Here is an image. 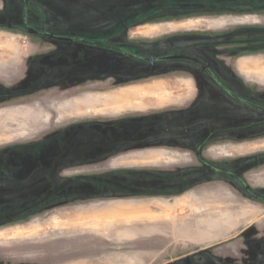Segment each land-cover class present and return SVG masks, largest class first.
<instances>
[{
	"label": "rangeland",
	"instance_id": "obj_1",
	"mask_svg": "<svg viewBox=\"0 0 264 264\" xmlns=\"http://www.w3.org/2000/svg\"><path fill=\"white\" fill-rule=\"evenodd\" d=\"M18 2L19 25L14 27L20 33V40L24 44L38 40L51 48L46 50L47 56L52 57L50 99H44L49 94L47 89L27 98L9 96L0 89V105L19 107L0 110V146L37 135L33 141L19 143L52 141L62 147L52 154L69 165L63 166L62 176L57 174L59 165L53 168L56 172L51 183L42 180L37 183L41 194L52 188L51 198L34 200L26 196L25 182L19 187L21 195L8 202L44 204L51 208L34 212L22 207L0 211V228H5L0 229V264H166L205 247L169 245V229H157V219L147 221L143 214L150 205L146 202L149 197L140 192L145 181L136 172L143 170L139 165L171 159L160 151L115 156L135 146L121 144L124 136L115 140L113 131L128 125L130 117L161 113H147L144 110L148 108L181 105L187 96L172 98L165 92L167 85L179 87L184 84L183 79L203 73L186 61H165L151 66L114 48L122 46L149 58L190 55L208 64L220 77L234 76L230 63L235 62L239 76L254 80L248 82H259L263 88L264 0H27L29 27L66 33L70 38L86 40L84 44L30 35L23 24L24 2ZM103 30L117 33L110 38L93 36ZM104 38L111 39L117 47H106ZM153 82L163 83L142 86ZM184 88L188 89V85ZM60 101L55 107L59 113L57 122L73 119L40 133L49 118L44 111ZM86 103L88 107H83ZM26 104L30 107H22ZM93 126L101 131L99 151L93 150L91 143ZM108 130L112 133L107 136ZM78 136L83 139L80 137L82 141L76 144ZM255 152L264 155V140L243 146L236 154ZM32 156L40 155L34 152ZM60 188L64 191L55 192ZM153 205L163 206L161 202ZM61 217L67 222H60ZM49 232L54 234V243L45 245L49 242L44 235ZM183 234L195 241L202 236L191 231L178 236L184 237ZM248 240L254 242L248 246L236 245V241L217 245L187 259L190 264H239L240 261L264 264V231H255ZM37 247L44 249L43 252L28 254ZM246 248L248 251L243 254L241 249ZM230 249L234 253L239 249L241 254L225 258ZM6 250L17 254L3 257Z\"/></svg>",
	"mask_w": 264,
	"mask_h": 264
},
{
	"label": "crops",
	"instance_id": "obj_2",
	"mask_svg": "<svg viewBox=\"0 0 264 264\" xmlns=\"http://www.w3.org/2000/svg\"><path fill=\"white\" fill-rule=\"evenodd\" d=\"M18 1L19 0H0V89L4 90L9 96L16 95L20 98H27V96L41 91L42 89H47L49 90V94L48 96L45 95L44 99H50L51 79L49 74L51 72L52 57L47 56L46 50H51V48L45 46V44H42V42L38 40H29L27 44H24L20 40V33L18 29L15 28L19 25ZM61 66L60 64V68ZM184 81V86L176 87L167 85L165 89V92L170 94L169 96H172V98L187 96L181 105H170L163 108H148L144 111L152 113L155 111L165 112L168 110L188 108V104L192 100L195 90L191 79L185 78ZM155 83L144 84L142 86L149 87ZM186 84L188 85V89L184 88ZM36 85H38V88H36ZM148 102L150 103V101ZM61 103L62 101L50 105L48 110L44 111L48 114L49 118L46 128L40 133L47 132L54 126L67 124L73 119V117H68L61 120L60 123L57 122L59 120V113L55 107ZM176 106L182 107L178 109ZM22 107H30V104L23 105ZM14 108L19 107H5L3 104L0 105V110ZM173 121H169L170 126L173 125ZM149 126L150 125H148L146 129H150ZM138 127L139 128H131V134L126 127L121 130H113L115 132V140L116 138L120 140L122 136H124V140H131L136 135L133 131L140 130L139 132H142V125ZM82 132L84 133V131ZM90 133L91 143L94 145L93 150L96 149L99 151L98 145L100 143L101 131L98 130V132H96L95 130L94 132L91 130ZM111 133L112 130L111 132L109 130L106 132V135L108 136ZM140 135L142 138V134ZM36 136L21 141H33ZM80 137L83 139V136L76 137V144L78 141H82V139H79ZM21 141L9 142L0 146V148L3 146L20 144L19 142ZM243 146L238 147L236 151ZM151 151L165 153V156L170 157L171 160H163L157 164L145 163L139 165L141 168L148 169L147 172L156 170L160 173L157 180H154L150 173V175H146V177H140L143 182L145 181V185L142 183L140 189L142 192H145V196L149 197L146 202H150V205L147 206L143 215H146L147 221L151 218L157 219V229H169V237L171 238V243L169 245L175 243L184 246L203 244L205 247L187 255L188 258H191L205 251H210L214 246L229 244L235 241L236 245L245 244L248 246L254 242H250L248 239L254 236L255 231L260 229L264 231V204L251 198L244 190L240 191V187L233 181L221 177L199 178L190 175L195 168V161L187 151L178 149L169 150L166 148ZM134 153L136 152L130 154ZM258 153L259 152L241 154V164L244 167V185L251 189L262 190L264 192V155H259ZM237 155L239 156V154ZM249 176H252V179H248ZM2 189L4 188L2 187ZM151 198H154V201H151ZM154 202H161L163 206L153 205ZM59 221L62 223L67 222L66 218L63 219L62 217L59 218ZM11 228L13 229V227L8 229ZM0 229L3 230L5 228L1 227ZM187 231H191L193 234L200 233L202 236L198 241H195L193 238H186L184 234V237L178 236L180 233H187ZM50 233L52 232L44 235L48 237V240H46L47 243L49 242L45 245H52V243H54L52 238L54 234ZM161 233H163V231ZM229 235L231 237L227 238ZM262 243L264 244V242ZM31 250V253L28 254L42 253L44 249L42 250V248L37 247ZM245 251H248V249H241L243 254ZM238 252L239 249H236V253L231 249L227 250V256L225 258L232 257L231 254H234V256L236 254L238 255L240 253ZM2 254L3 257H6L7 255L17 253L2 252ZM187 257L180 256L171 259L170 262L177 261V263H179L183 260L188 262L189 259H187ZM239 264H244V262L240 261Z\"/></svg>",
	"mask_w": 264,
	"mask_h": 264
},
{
	"label": "flooded vegetation",
	"instance_id": "obj_3",
	"mask_svg": "<svg viewBox=\"0 0 264 264\" xmlns=\"http://www.w3.org/2000/svg\"><path fill=\"white\" fill-rule=\"evenodd\" d=\"M22 2H24L23 24L28 31L29 28H33L29 27L27 0H22ZM35 31L40 35L32 36L45 37V34H53L57 37L70 38V35L56 34L46 29ZM123 32L125 31L121 30V33ZM115 33H117L116 30H103L96 32L93 36L110 38L115 36ZM107 38H104L106 47H117L110 42L111 39ZM70 39L74 40L68 42L70 44H84L86 42L83 39ZM114 49L126 57L134 58L151 66L160 65L165 61H185L166 59L172 56H188L197 59L184 54L149 58L134 54L122 46ZM151 59H154L153 63ZM186 62L192 64L193 68L201 74L203 73V76L187 77L193 81L195 90L193 98L188 104L189 107L128 118L129 123L124 128H128L127 130L130 133L131 128H139L138 126L142 125V132L135 130L133 131L136 134L134 138L120 141L121 144L127 143L135 147L115 156L162 148L187 151L195 161V168L190 175L199 178H227L238 185L240 191L244 190L251 198L264 204V192L262 190L251 189L244 185L242 157L235 153L240 146L264 140V87L261 88L259 82H248L254 81L253 79L239 76L237 74L239 70L235 62L230 63L234 76L226 77L218 76L208 64L202 61H200L201 64L191 61ZM170 120H174L171 126L169 125ZM148 125H150V129H146ZM95 127L92 128L94 132ZM98 130L99 127L96 132ZM140 134H142V138ZM61 148L57 147L52 141L46 140L44 143L35 141L0 149V211L4 208L19 209L22 207L29 212H34L38 209L52 207L44 204L20 205L9 203L14 202L21 195L19 187L25 182L28 186V189H24L27 192L26 196L34 200H36V197L47 196L51 198L53 196L52 188L44 190L41 194L42 192L40 193L36 186L41 180L51 183L52 175L56 172L53 168L56 166L59 165L61 168L58 169L60 173H57L61 175L63 174V166L69 165L63 158L52 154L55 149ZM228 151L230 155H227ZM34 152H38L40 156H32ZM147 170L143 168V170L137 171L136 174L140 177L152 174L154 180L158 179L159 172L156 170L147 172ZM56 191L63 192L64 190L60 188ZM47 192L50 193L47 194ZM9 252L10 250H6V253ZM188 263L190 264L189 261ZM176 264H182V262Z\"/></svg>",
	"mask_w": 264,
	"mask_h": 264
},
{
	"label": "water",
	"instance_id": "obj_4",
	"mask_svg": "<svg viewBox=\"0 0 264 264\" xmlns=\"http://www.w3.org/2000/svg\"><path fill=\"white\" fill-rule=\"evenodd\" d=\"M28 32L31 35H40L37 31L30 29V28L28 29ZM44 36L50 40L65 41V42H73L74 41L73 39L65 38V37H57L53 34H45ZM166 59L167 60H185V61H191V62H194L197 64H201V62L198 61L197 59H193V58L188 57V56H172V57H168ZM151 62L153 63L154 59H151ZM202 66H203V64H202ZM106 249H120V248L107 247Z\"/></svg>",
	"mask_w": 264,
	"mask_h": 264
},
{
	"label": "bare ground",
	"instance_id": "obj_5",
	"mask_svg": "<svg viewBox=\"0 0 264 264\" xmlns=\"http://www.w3.org/2000/svg\"><path fill=\"white\" fill-rule=\"evenodd\" d=\"M88 105H89V104H87V103H86V104H83V107H88ZM118 210H119V209H118ZM118 210H117V212H118ZM138 213H139V212H138ZM139 214H140V213H139ZM124 215H126V214H124ZM124 215H123V216H124ZM128 215H129V214H128ZM119 216H120V215H119Z\"/></svg>",
	"mask_w": 264,
	"mask_h": 264
}]
</instances>
